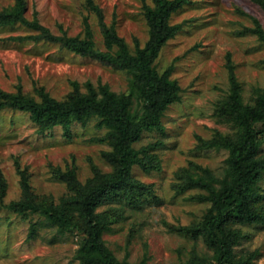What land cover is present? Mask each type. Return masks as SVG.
I'll return each instance as SVG.
<instances>
[{"label": "rangeland", "instance_id": "obj_1", "mask_svg": "<svg viewBox=\"0 0 264 264\" xmlns=\"http://www.w3.org/2000/svg\"><path fill=\"white\" fill-rule=\"evenodd\" d=\"M104 20L133 52L135 42L144 46L149 38L144 8L151 0H94ZM28 20L37 18L52 34L85 36L87 18L96 48L105 50L97 18L85 0H26ZM13 0H0V9ZM254 20L264 30V11L253 0H188L170 16L177 32L166 41L155 62L160 74L170 70L177 81L179 100L169 105L161 118L163 130L142 134L134 146L157 154L159 169L144 172L134 166L132 175L150 185L151 195L141 209L122 206L123 218L103 234L106 246L119 261L131 264H188L196 258L208 262L212 251L201 237L183 235L172 227L200 222L210 203L203 190L178 193L175 176L196 164L220 176L227 167L228 151L198 148L196 137L212 140L217 133L234 137L237 126L218 112L229 95L226 57L230 56L243 102L254 105L264 90V42L252 32ZM21 24L0 27V89L35 96L44 87L55 99L64 100L78 83L107 85L116 93L127 92L129 75L102 65L96 59L62 49L57 43L17 42L13 36L37 35ZM28 112L0 110V171L6 181L7 205L22 197L16 162L26 168L30 190L38 201L58 202L69 196L66 184L53 176L51 168L73 169L79 182L92 177V166L103 173L112 167L102 157L109 146L100 141L105 130L97 120L74 122L67 136L60 126L39 131ZM264 155V124L256 126ZM264 194V176L258 184ZM264 204V200H261ZM114 207V206H112ZM104 206L98 211L104 210ZM36 230L30 237L31 227ZM241 238L233 245L238 264H264V224L238 228ZM84 236L51 226L40 214H19L0 203V264H80L77 252ZM202 264V263H200Z\"/></svg>", "mask_w": 264, "mask_h": 264}, {"label": "trees", "instance_id": "obj_2", "mask_svg": "<svg viewBox=\"0 0 264 264\" xmlns=\"http://www.w3.org/2000/svg\"><path fill=\"white\" fill-rule=\"evenodd\" d=\"M11 7L0 9V27L21 24L37 35L13 36L17 42L46 41L57 43L62 49L74 54L90 57L102 65L117 71L127 72L129 87L127 92L116 93L107 85L94 87L87 82L85 92L78 83L64 100L53 98L44 87L35 89L36 95L23 93L20 87L16 92L0 89V110L11 108L28 112L44 132L56 126L62 127L69 136L74 122L87 123L97 120V126L105 130L100 141L109 146L102 152L104 160L111 165L112 171L103 173L92 166V177L86 183L78 181L73 169L51 168L53 176L63 181L69 196L55 201H38L31 194L29 175L26 168L16 162L20 178L22 197L9 204H3L6 195V181L0 171V203L19 214H40L51 226L72 232L79 231L84 242L77 252L80 264H131L119 261L103 240V234L111 225L124 216L122 206L141 209L143 200L151 195L150 185L136 179L131 171L134 166L144 172L159 169L157 154L149 148H136L142 134L148 131L163 130L161 118L167 107L179 100L180 87L170 77V70L160 74L156 60L166 41L177 32L170 24V16L188 0H151L152 5L144 8L149 38L142 47L135 42L132 52L113 24L104 20L102 8L94 0H85L88 10L97 18V26L103 38L105 50L96 48L92 39L87 18L85 36H60L52 34L39 23L37 18L28 20L26 0H13ZM264 11V0H253ZM252 32L264 42V30L254 20ZM229 78V95L218 112L237 126L234 137L217 133L205 141L197 136V147L223 148L228 151L227 167L220 176L196 164L176 172L180 184L173 185L178 193L189 189L205 192L204 201L210 203L203 219L187 226L172 227V230L192 237H201L212 258L199 262L196 258L188 264H238L233 245L241 238V226L264 224V194L259 190V182L264 176V155L261 139L256 126L264 124V90L257 93L254 105L243 102L241 87L236 79L234 65L229 55L226 57ZM104 206V210L98 211ZM114 206V207H112ZM36 226L31 227L30 237ZM146 264V261H142Z\"/></svg>", "mask_w": 264, "mask_h": 264}]
</instances>
